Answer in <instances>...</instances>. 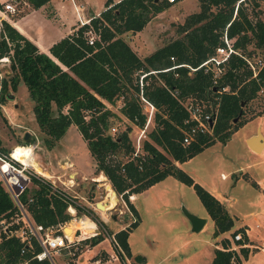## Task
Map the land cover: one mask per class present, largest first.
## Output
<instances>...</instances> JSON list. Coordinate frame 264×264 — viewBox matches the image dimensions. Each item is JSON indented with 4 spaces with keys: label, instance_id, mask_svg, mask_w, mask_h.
I'll return each instance as SVG.
<instances>
[{
    "label": "trees",
    "instance_id": "obj_1",
    "mask_svg": "<svg viewBox=\"0 0 264 264\" xmlns=\"http://www.w3.org/2000/svg\"><path fill=\"white\" fill-rule=\"evenodd\" d=\"M29 1L37 7L46 0ZM197 1L199 9L185 15L176 26L180 35L142 57L136 54L122 34L140 30L152 15L171 3L167 0H105L104 7L89 16L88 23L78 24L70 33L52 42L48 48L50 55L39 51L14 26L1 20L0 60L7 59L10 73L0 75V101L8 88L15 90L19 82L24 84L32 100L34 120L44 133L42 141L46 148H51L67 127L74 124L94 160V172H102L106 176L112 189L120 194L134 214L137 211L128 200L129 194L140 192L167 175H174L193 188L213 220V234L217 235L233 227L231 216L212 193L174 161H185L212 144L214 139L224 143L243 123L240 120L231 123L234 117L243 113L241 102L257 97L259 90L264 100V62L256 77H252L244 60L232 55L218 81V85L227 84V89L219 93L210 84L208 73L198 68L188 74V66H196L213 51L224 28L229 36H236L235 45L244 54L250 56L257 52L264 58V12L261 17H249L244 6L246 0L238 2L236 7L237 0ZM250 1H253L252 5H258L256 1ZM89 28L95 34L92 42L87 41L85 34ZM248 44L253 48H248ZM170 56L174 59L171 60ZM173 63L186 65L163 69ZM141 74L142 93L155 107L154 125L147 132L149 139L142 140L143 154L133 156V143L128 136L130 126L115 135L107 132L114 113L105 103L113 104L121 98V115L142 126L145 114L138 98ZM191 97L206 104L212 101L217 113L210 134H200L195 141L183 145L180 142V127L186 116L183 102ZM263 112L264 107L254 115ZM22 143H29V140ZM0 154L7 155L8 151L1 148ZM31 181L34 185L25 187L19 200L26 204L33 220L43 225L66 220V202L51 190L48 181L41 176H31ZM13 209L14 203L0 181V218L9 216ZM137 223L135 219L113 233L123 252L117 250L121 259L123 255L132 256L126 238ZM237 231L241 233V239L235 243H245L244 227H235L231 233ZM103 238L97 233L85 241L91 246ZM19 247L17 239H3L0 264H16L25 258L28 259L27 264H50L46 259L31 258L28 251L19 254ZM33 248L38 250L36 242ZM238 252L246 258L249 248L240 245L236 251L223 238L221 248H213L210 264H239ZM132 258V264L143 261L140 254ZM64 264H70V261Z\"/></svg>",
    "mask_w": 264,
    "mask_h": 264
},
{
    "label": "rangeland",
    "instance_id": "obj_2",
    "mask_svg": "<svg viewBox=\"0 0 264 264\" xmlns=\"http://www.w3.org/2000/svg\"><path fill=\"white\" fill-rule=\"evenodd\" d=\"M91 1L94 9L102 7V0H86L87 9L90 8L88 3ZM254 1L258 5H252L253 1L250 0L244 2L248 16H263L264 0ZM92 8L90 9L93 10ZM198 9L197 0H175L152 15L140 30L125 32L122 36L136 54L142 57L179 36L180 33L176 30L178 23L183 21L185 15ZM247 47L253 48L250 44ZM9 73L7 59L0 60V75ZM7 93L12 96H5L0 101V150L4 148L11 152L20 146L18 144L22 143L25 132H28L29 144H36L35 167L46 173L41 176L50 175L53 178L58 175L59 179L65 180L67 173L69 176L74 173L75 183L68 192L76 194L79 203L97 200L99 205L101 201L98 200L107 196L103 184H110V181L107 178L103 182L93 180L102 172H94V160L75 125L70 124L64 134L54 141L53 146L46 148L42 141L44 133L38 129L34 120L32 100L28 97L24 84L19 82L15 90L8 88ZM120 100L121 98L116 99L113 104L105 103L114 113L107 132L115 135L128 125V136L133 143L140 132L139 126L120 114ZM241 107L243 113L231 123L238 120L243 123L230 134L225 144L214 139L212 144L186 159L180 167L204 188L220 190L221 197L216 198L234 222L230 230L214 235V225L210 217H207V225L202 230L192 231L182 207L196 215L204 214L206 210L193 188L170 174L139 192L137 196L136 193L128 195V200L137 208V214L132 213L120 194L114 191L115 203L109 210L96 212L91 209L92 213L89 214L104 236L103 241L88 246L86 238L82 239L70 249V253L56 256L55 259L67 260L70 264H132V256L124 258V262L117 254L116 257L113 256L116 252L112 246V234L136 219L138 223L130 230L132 233L128 236V242L134 252L145 256V264H209L213 245H220L223 238L236 251L240 245L248 246L246 258L238 252L239 264H264V150L262 153L253 150L255 153H252L244 141L245 135L250 131L255 133L260 128L264 134V112L254 115L264 107L262 91L259 90L257 97L247 102L242 101ZM153 125L152 119L145 127V136H140V144L144 138L149 139L147 132ZM156 146L168 155L160 146ZM139 151L143 154L142 147ZM122 157L126 158V155ZM30 170L36 173L32 167ZM55 182L61 185L58 179ZM33 185L30 180L27 187ZM77 224L71 226L74 228L79 226ZM238 226L244 227L246 233L247 240L243 244H236L231 233Z\"/></svg>",
    "mask_w": 264,
    "mask_h": 264
},
{
    "label": "built area",
    "instance_id": "obj_3",
    "mask_svg": "<svg viewBox=\"0 0 264 264\" xmlns=\"http://www.w3.org/2000/svg\"><path fill=\"white\" fill-rule=\"evenodd\" d=\"M167 1L173 2L175 0ZM240 1L244 2V0H237L235 2V7ZM15 2L16 0H10V2L3 3V9L15 11ZM78 6L81 8V3H79ZM1 20L2 18L0 15V29ZM88 20L89 17L83 18L82 16H79L77 18L78 24L88 23ZM85 34L87 35V41L92 42V39L95 37L92 29L89 28ZM235 39L236 36H229L224 28L219 35V43L214 47L213 51L196 66H188L189 69L187 73L190 74L193 70L198 68L201 69L203 73H208L210 75V84L213 86L215 91L219 93L220 91L227 89V84L218 85V81L225 71V66L232 55H237L244 60L246 67L250 70V76L256 77L258 70L264 62V58L261 57L260 54H252L250 56L244 54L240 47L235 45ZM170 59L173 60L174 57L170 56ZM180 65L186 64L173 63L171 66L163 69L174 68ZM151 71L153 72L154 70ZM142 75L143 74H141L138 79L140 86L138 98L141 104V111L145 114V121L142 126H139L140 132L133 142V156L141 155V152L139 151L142 144H140V136H145V127L153 119L155 111L154 105L142 93ZM174 93L176 92L174 91ZM183 106L186 110V116L183 118L182 126L180 127V142L181 144L186 145L191 141H195L197 136L200 134L211 133L212 126L216 119L217 109L216 106L212 104V101H209V103L206 104V102L197 100L194 97L186 98L183 102ZM209 122H211V124H209ZM111 128L114 129V127ZM18 145L30 147V156H28L27 159H29L32 154L34 155V147L36 144L30 145L29 143H20ZM31 167L32 166L26 162L19 161L11 156L10 151L7 155L0 154V181L14 203L13 212L7 217L2 216L0 218V243L3 239L15 238L20 242L19 254H23L28 251L31 254V258H36L37 260L46 259L50 264H64L67 260L59 261L56 260L55 257L67 255L70 253V249L74 247V245L78 244L82 239L100 233L97 229L96 221L91 219L89 214L92 213V210L96 212H101V210L96 205L97 200L92 202L85 200V202L79 203L76 200L77 195L68 192V190L75 183L74 177H70L68 173L66 179L61 180L58 175H55L53 178L50 175L41 176L42 173L39 175V172L37 171L36 173L32 172L30 170ZM31 176H41L46 179L51 190L66 202L64 209V211L68 214V218L66 220L58 221L50 225H43L42 223L33 220L26 204L19 200V195L23 189L27 187L31 180ZM221 177H224L223 174H221ZM55 179H58L61 185L56 184ZM91 179H93V177H91ZM28 200H30V198ZM83 220H87L91 223V230L82 232L79 227H74L71 235H68L64 231L65 226L74 224L76 221L81 222ZM233 239L240 240L241 233L239 231L234 232ZM112 241L113 249L116 252L113 256L116 257L117 254L119 257L117 250H119L122 254L123 252L113 234ZM34 242H36L39 247L36 251L33 248ZM124 258L127 257L123 255L122 259H119L124 262ZM27 260V258L21 259L16 264H27Z\"/></svg>",
    "mask_w": 264,
    "mask_h": 264
},
{
    "label": "crops",
    "instance_id": "obj_4",
    "mask_svg": "<svg viewBox=\"0 0 264 264\" xmlns=\"http://www.w3.org/2000/svg\"><path fill=\"white\" fill-rule=\"evenodd\" d=\"M104 1L105 0H102L103 3L101 8L98 7L95 9L92 6L93 1L88 3L90 8L93 7L92 8L93 10H91L90 8L87 9L88 6L86 4V0H78V1L46 0L37 7H34L29 0H16L14 4L16 10L8 11L7 9H3V3L10 2V0H0V15L2 20H6L7 22H9L22 35H24L29 40H31L37 46L39 51H43L50 55L48 48L51 45V43L67 35L74 28H76V26H78L77 18L79 16H82L83 18H88L92 14H97L104 7ZM112 1H116V0H112ZM79 3H81L82 5L81 8L78 6ZM260 132L264 137V134L262 133L261 129ZM252 134H254L253 131L248 132L244 137V141L248 136ZM225 142L223 144H225ZM246 147L250 152L255 153L251 148H249L247 144ZM263 150H264V145L259 150V153H262ZM174 162L176 163L177 166L181 167V163L184 161L182 162L174 161ZM206 189L210 193H212L215 197H219V196L221 197L220 190L218 191V189H212V188H206ZM138 193L139 192L136 193V196ZM133 197L134 196H132V198ZM222 199H224V197ZM198 215L203 217L206 216L203 226L198 230L200 231L207 225L206 224L207 217L209 218V215L207 214L206 211L204 214H198ZM210 220L211 223H213V220L211 218ZM130 233H132V231L128 232L126 238L128 246H129L128 236L130 235ZM102 241L103 239H101L95 244H98L99 242L101 243ZM217 244L218 243H215L212 248L214 247L221 248V244L220 243H219L220 245ZM129 250L132 256L135 254H140L134 252L130 246H129ZM140 255H142V259H143L141 264H145L144 263L145 256L143 254ZM212 256H213V250H212V254L210 255L209 264Z\"/></svg>",
    "mask_w": 264,
    "mask_h": 264
},
{
    "label": "bare ground",
    "instance_id": "obj_5",
    "mask_svg": "<svg viewBox=\"0 0 264 264\" xmlns=\"http://www.w3.org/2000/svg\"><path fill=\"white\" fill-rule=\"evenodd\" d=\"M10 154H11V156H13L14 158H16L17 160H19V161H22V162H26L27 164H29V165H31L33 168H34V170L35 171H37V172H39V173H42V174H46V173H44V172H41V171H39L35 166H36V164H35V159H34V155L32 154V156L29 158V159H27V157L28 156H30V147L29 146H18V147H16V148H14V150H12L11 152H10ZM73 175H74V173H71V175L70 176H72L73 177ZM96 181H99V182H103V180H106V177H105V175L104 174H100L99 176H98V178H94ZM103 186H104V189H105V191H106V194H107V196H106V198L105 199H103V200H100L101 202L99 203V205H98V202H96V205H97V207L101 210V211H104L105 209H108V208H110L111 206H113L114 205V200H115V198H116V196H115V192H114V190L111 188V186H110V184L109 183H104L103 184ZM109 210V209H108ZM107 212V211H106ZM76 223H78L77 225H79V226H77V227H79L81 230H82V232H85V231H87L88 229H90V226H92L91 225V223H89V221H87V220H83V221H76L74 224H76ZM81 225V226H80ZM66 228H65V232L68 234V235H71L72 234V232H73V227L71 226V224H69V226H65ZM76 227V226H75Z\"/></svg>",
    "mask_w": 264,
    "mask_h": 264
},
{
    "label": "water",
    "instance_id": "obj_6",
    "mask_svg": "<svg viewBox=\"0 0 264 264\" xmlns=\"http://www.w3.org/2000/svg\"><path fill=\"white\" fill-rule=\"evenodd\" d=\"M6 96L11 97L12 94L7 93ZM236 117H234L233 120H235ZM211 124V122H209ZM27 134L28 132H25L23 139L27 140ZM246 144L254 151H259L261 147L264 145V137L262 136L261 132L256 130V132L246 138ZM182 212L185 215V217L190 222V229L192 231H198L205 222V217L196 215L192 212H189L186 208L182 207Z\"/></svg>",
    "mask_w": 264,
    "mask_h": 264
}]
</instances>
